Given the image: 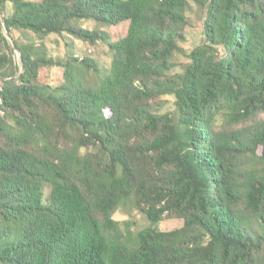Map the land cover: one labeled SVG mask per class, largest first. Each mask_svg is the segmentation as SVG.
Returning a JSON list of instances; mask_svg holds the SVG:
<instances>
[{
    "label": "trees",
    "instance_id": "1",
    "mask_svg": "<svg viewBox=\"0 0 264 264\" xmlns=\"http://www.w3.org/2000/svg\"><path fill=\"white\" fill-rule=\"evenodd\" d=\"M0 264H264V0H0Z\"/></svg>",
    "mask_w": 264,
    "mask_h": 264
},
{
    "label": "rangeland",
    "instance_id": "2",
    "mask_svg": "<svg viewBox=\"0 0 264 264\" xmlns=\"http://www.w3.org/2000/svg\"><path fill=\"white\" fill-rule=\"evenodd\" d=\"M189 26L187 28V37L186 41L182 43V47L186 53H189L196 45L200 44L203 39V11H200L195 5H192L189 12ZM83 27L87 29L94 28L92 22H83L81 23ZM127 24L122 23L115 28L109 29L112 40H118L126 35ZM101 31L107 32L105 28H101ZM4 33L6 31L4 30ZM19 35L15 34V38H18ZM9 40V38H8ZM12 45L11 39L9 40ZM66 42H70L73 46V52L76 56H89L92 59L97 60L102 69H109L111 65V54L109 48L105 45L99 44L97 46L88 45L82 41L71 40L68 37H51L47 40V46L49 54L55 58L61 59L66 55L67 47L65 46ZM14 60L19 64L20 54L16 51ZM188 60L186 57L179 55L175 59V70L180 72L182 67ZM41 77L44 82L47 84L58 86L64 82V69L59 67L45 68L41 71ZM168 105L167 110H172L173 99L171 97H166ZM114 219L119 221L124 228H129L132 232H138L149 225L145 217L137 212L136 210L129 208L119 209L115 215ZM183 226V221L181 220H165L161 222L160 229L162 231L168 232L179 229Z\"/></svg>",
    "mask_w": 264,
    "mask_h": 264
},
{
    "label": "water",
    "instance_id": "3",
    "mask_svg": "<svg viewBox=\"0 0 264 264\" xmlns=\"http://www.w3.org/2000/svg\"><path fill=\"white\" fill-rule=\"evenodd\" d=\"M5 35H6V37H7V38H10V37L8 36V34H7V33H5ZM13 46H14V45H13Z\"/></svg>",
    "mask_w": 264,
    "mask_h": 264
}]
</instances>
